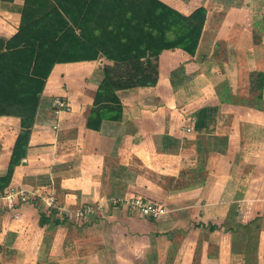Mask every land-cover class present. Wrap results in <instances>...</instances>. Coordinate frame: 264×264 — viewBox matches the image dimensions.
I'll return each instance as SVG.
<instances>
[{"label":"crops","instance_id":"crops-1","mask_svg":"<svg viewBox=\"0 0 264 264\" xmlns=\"http://www.w3.org/2000/svg\"><path fill=\"white\" fill-rule=\"evenodd\" d=\"M162 1L185 15L197 7L206 8L197 50L192 56L180 49L165 50L158 57L159 75L154 86L117 90L122 106L119 120L106 118L98 130L86 127L96 90L103 78L102 68L105 64L112 65V62L101 57L53 66L40 95L26 156L14 168L8 185L26 189L27 196L31 194L26 198L27 203L14 213L9 209H0V264H239L232 258L241 254L243 249L249 257L243 256L246 261H251L254 256L258 258V264H264V195L261 199V227L253 232L257 236L254 240L250 237L245 241L252 227H204L207 222L203 224L201 217L203 208L218 206L237 166L232 163L234 159L231 155L236 147L231 140L227 143L225 154H213L211 159L215 165L212 164L211 170L207 171L215 177L210 183L218 189L212 186L210 190L204 188L205 181L201 180L189 182L191 185L185 190H169L153 181L151 173L139 175L132 167L137 160L135 154L144 162L142 167L146 173L164 174L162 163L151 160V155L163 147L166 150L164 145L170 143L169 136H176L170 129L171 121H179L176 144L181 147L189 140L183 138L184 135H190L194 140L195 135H200L193 128L185 133L186 128L182 124L187 112L191 113L194 109L197 112L205 105L218 107L216 127L213 129L216 135H224L219 131L218 124L225 116H229L234 125L241 120L264 124V111L244 115L231 111L238 107L236 104L242 96H233L228 90V97L220 96L216 90L223 86L221 83L208 90L211 94H206L202 86L209 74L230 63L238 67V63L245 66L261 62V68L248 69L247 81H244L246 89H250V72L257 70L264 73V0ZM23 5L24 0H0V41L9 40L18 31ZM253 37L259 40L257 44ZM176 55L185 60V69H192V73L184 74L177 81L178 75H171L172 68L180 63L174 59ZM226 56L230 58L229 62ZM174 62L177 64L174 65ZM211 63L216 67L211 69ZM207 71L211 73L205 74ZM233 84L237 86L235 82ZM229 86L233 87L231 82ZM195 89L193 94L191 91ZM55 96L64 97L70 110L55 114L51 106ZM171 102L181 105V111L174 113L172 106L166 115L164 105L167 107ZM196 112L187 119L191 117L194 121ZM148 119L151 125L159 120L156 132L144 127V121ZM19 130V117L0 116V175L7 170ZM189 142L192 147L195 146V143ZM254 163L260 168L258 175L264 178V158L257 157ZM176 167L180 168V165ZM188 168V165L183 166L181 170L186 172L183 175L189 174ZM175 176H180L175 179L184 177L180 174ZM31 190H36L37 195L34 196ZM133 196L164 205L166 210L163 208V213L152 219L131 215L120 202H117L118 205L107 202L109 199L119 201ZM243 196L244 201L253 198L252 194L244 193ZM48 198H54L51 206L47 203ZM84 204L103 205L107 212L102 214L103 218L89 219L90 222L77 228L65 209L72 210ZM228 209L225 210L228 212ZM51 210L55 213L50 215ZM245 212L249 214L252 211L246 208ZM40 213L45 214L42 225L39 223ZM225 232L230 233L229 237L236 235L237 241L225 240ZM241 235L242 238H239ZM169 254L172 257L170 260ZM234 259L239 258L235 256Z\"/></svg>","mask_w":264,"mask_h":264},{"label":"trees","instance_id":"trees-1","mask_svg":"<svg viewBox=\"0 0 264 264\" xmlns=\"http://www.w3.org/2000/svg\"><path fill=\"white\" fill-rule=\"evenodd\" d=\"M206 14L200 6L185 15L162 0H24L18 31L0 41V116L20 118L7 170L0 175V193L26 156L40 95L55 64L101 57L112 62L102 68L87 116L86 127L98 130L102 120L121 118L117 90L157 83L161 52L195 54ZM249 76L254 98L262 100L264 73ZM217 113V105L199 108L193 129L210 133ZM39 223H45L44 213Z\"/></svg>","mask_w":264,"mask_h":264},{"label":"rangeland","instance_id":"rangeland-1","mask_svg":"<svg viewBox=\"0 0 264 264\" xmlns=\"http://www.w3.org/2000/svg\"><path fill=\"white\" fill-rule=\"evenodd\" d=\"M253 39L255 40L254 41L255 43L259 41L256 37H253ZM229 43L230 45L232 44L231 41H229ZM224 50L226 53L227 52L226 48ZM256 53H258V49L256 50ZM196 58L198 59V57ZM225 58L227 62H229L230 58L228 56H226ZM174 59H178L180 61L178 65H176L177 64L176 62H174V65L176 66H174L171 70V75H173V73L175 75L176 74L178 75L177 79H175L176 81L179 80L180 77H182L184 74L187 76L189 75V73H192L191 68H188V69L184 68L185 60H183L182 56L176 55ZM194 61H196V59ZM239 65L240 64L238 63V67H233L230 63L227 65H224V68L220 67L218 71H215L212 74H209L211 73V71L205 72V74L208 73L210 76L207 77V79L203 81V84H202V86H204L203 89L206 91V94L207 93L211 94V92H209L208 90L212 87L216 88L217 84L221 83L223 86L216 90L218 91L220 96H227L226 90L232 93L233 96H242L239 103L236 104L238 107L234 106L236 108H232L231 110V111L234 110V111L239 112L240 115L264 111V97H263L264 91L262 93V101L258 102V99L254 98L255 95L253 94V92H251L250 89H246L247 86L244 85V81L245 82L247 81V76H248V71H249L248 69L261 68L262 67L261 62L259 61L251 62V64H246L245 66L243 65L239 66ZM214 66L212 63L210 64L211 69ZM199 81L202 82V79L199 78ZM229 82L232 83L233 87L229 86ZM234 82H235V85L237 86H234L233 84ZM209 84H211L210 87H209ZM196 90L197 89L191 92L194 94ZM243 99L245 102L243 101ZM164 106H165L164 113H166V115H168V112L170 111L172 106L173 108H175L172 111H174V113L176 114H177V111L178 112L181 111V107H182L181 105H173V102H171V105L167 104V107L166 105ZM224 110L228 111L227 109H224ZM194 112H196L195 109L191 111V113H194ZM191 113L189 111L187 112V116H185L186 119L183 120V124H182V127L186 128L185 133L187 134L190 132V129L193 128V123H194L193 119L191 120V117L190 119H187V117L192 115ZM256 116L253 117L252 120H254ZM176 117L177 115L175 116V119ZM149 121H150L149 119L148 121L146 120L144 121L146 122L144 127L151 128L149 131L156 132L157 130L156 127H158L160 124L159 120L154 125H151V122ZM233 122L234 121H231L229 119V116L228 117L225 116L224 119L222 121H219V124H218V127H220L219 131L221 133H224V135H216L213 130L210 133H198L200 135H195V140L190 135H184L183 138H189V140L188 142H185L183 146L179 147V144L178 145L176 144L177 137L179 136L177 135V133H179L177 132V129L179 128L178 127L179 121H175V123L171 121L172 125L170 129L173 130L174 135L176 136L174 137V136L168 135L170 137V143L168 145H164L167 147V149L165 150V147H163V149H159V151L153 152L151 155L153 158L151 160H153L154 162L159 161L162 163L161 168H162V173L164 174L160 175V174L153 173L152 171H148L146 173L145 172L146 169L142 167L143 165L142 163L144 162L142 161L141 158L136 157L137 155L135 154H134L135 159H137L138 161L134 160L135 166H132V167L136 169L139 175L140 174L149 175V173H151L150 178L153 179V181L159 182L163 187L169 190H172L173 188H179V189L185 190L187 189L188 186L191 185L190 184L191 182L193 181L200 182L201 180L205 181L204 188L208 187V190H210L212 186V183L210 182H212L215 179V177L212 174H207V171L211 170V165L212 164L215 165V163L213 162V158L211 159V157H213V154H220V155L225 154L227 152V143L229 142V140H231V142H233V144L236 147L235 153L231 155L233 156L232 159H234L232 163L234 162L235 166L237 164L236 168L234 166L235 169L232 175L233 178L231 177V179L227 183L226 192L225 194L223 192V198L219 200V203L217 204L218 206H215L214 209H212V207L209 209L203 208L202 210L203 214L201 215V217L202 219H204L203 224L207 222L206 225L204 224V227L206 226L216 227L218 225L219 227L223 226L225 228L244 227V225H246V227H252L251 231H248L249 237H247L246 235L245 241L250 239V237L252 238V240H254L257 238V236L253 232L255 231L257 227H261L260 218L263 217V215H260V214H261V205H262L261 199L263 198V195H264V178L258 175L260 174V168L255 166L256 164L254 163V161L257 160V157L264 158V124H254L255 122L241 120L238 123H235L236 125H234ZM177 123H178V126H177ZM215 127L216 125L213 127L214 130H215ZM233 127L235 131H233ZM227 134L229 135L227 136ZM0 140H1V136H0ZM189 141L195 143V146L192 147ZM162 146H158V147L161 148ZM5 154L7 156L6 151H5ZM175 155H177L179 158H177ZM180 157L182 158V161L180 160ZM124 161H126V158ZM184 163H187V164H184ZM257 163H259V161H257ZM177 164L180 165V168L176 167ZM184 165H188L189 167L187 171V173L189 174L187 175H183L186 172L181 170ZM68 171L69 170H67L65 174H67ZM0 172H1V168H0ZM168 173H170L171 175ZM173 173H176V174L172 175ZM179 174L184 176L183 179H175V178L180 177V176H175ZM206 181H208V183ZM212 187H215V189H218L216 185H213ZM11 188H14L20 191V194L18 195L19 198L17 200L14 199L13 202H11L13 203L12 206H6L4 204V200L0 196V209L2 207L5 209H9L11 212L14 213V210H20V207L23 203H27L26 198H28V196L31 193H29V195L27 196L28 191L26 189L22 187H17V186L16 188L13 186H8L5 188V190L0 195H3L4 193L6 194L7 191H9ZM33 189H36V188H33ZM31 191L32 193H35L34 196L37 195L36 190H31ZM244 193L246 195L252 194L253 198L250 200L244 201L242 199V198H245L244 196L242 197ZM23 197H25V199ZM130 198L119 200V201H116V200L113 201L109 199L107 200V202L110 204H115L114 202H116L117 205H118L117 202H120L121 204L124 203L125 207H127L126 203L129 201L128 199ZM51 200L54 201V198L53 199L48 198L47 200L48 205L51 203ZM247 201L249 202L246 203ZM28 202H31V201L28 200ZM84 205H87V204H84ZM88 205H91V204H88ZM160 206L165 209L164 205H160ZM80 207L81 206H77L75 209H72V210L67 209V208L65 209L71 215L70 220H72L73 223H75L76 226H78L77 228H81V226L88 223L89 219H94L100 216L101 218H103L107 212V208H105V206L103 205L97 206L95 204L93 210L91 209L84 216L78 217L76 216V214L78 210L80 209ZM227 208H229L228 212L227 210H225ZM246 208L250 209L252 212H249V214H247L248 212H245ZM127 210L129 211L131 215L143 217L139 213H134L133 211H131L132 209L130 210L127 208ZM12 218L14 219L15 217H12ZM248 219H251L250 223L248 222ZM212 221H215V222H212ZM237 223L239 224L237 225ZM203 233L205 234V232ZM228 234L230 233L225 232L223 234L225 240L230 239V242L237 241L236 235L235 236L231 235L229 237ZM239 238H242V235ZM239 248L241 249V247ZM253 250L254 249H252V252H254ZM198 251H200V249ZM244 255H246L247 259L249 258L246 252L244 253V249H243L241 254L235 255L239 259L235 260L234 259L235 256H233L232 260L238 261L239 264H258L259 262L258 258H255L253 256L252 260L251 261L249 260L248 262V260L246 261V258L243 257ZM198 256H200V254H198ZM169 257L170 258H168V260L172 259L170 254H169ZM233 264L235 263L233 262Z\"/></svg>","mask_w":264,"mask_h":264},{"label":"built area","instance_id":"built-area-1","mask_svg":"<svg viewBox=\"0 0 264 264\" xmlns=\"http://www.w3.org/2000/svg\"><path fill=\"white\" fill-rule=\"evenodd\" d=\"M51 106L55 114H58L62 111L70 110L69 102L64 97H61V96L53 97L51 101ZM19 194H20V191H18L17 189L11 188L9 191H7L6 194L4 193L3 195H0V196L4 200V204L6 206H12L13 203L11 202H13L14 199L17 200L19 198L18 196ZM23 198L25 199V197ZM128 200L129 201L126 203V206H127L126 208L130 210L132 209L131 211H133L134 213H139L143 217H149L152 219H156L164 211L163 207L151 201H148L147 199L140 197V196H135ZM52 204H53V201L51 200V203L49 204V206H51ZM122 204L125 205L124 203ZM91 209L93 210L94 206L83 205L78 210L76 216L82 217L85 214H87Z\"/></svg>","mask_w":264,"mask_h":264}]
</instances>
